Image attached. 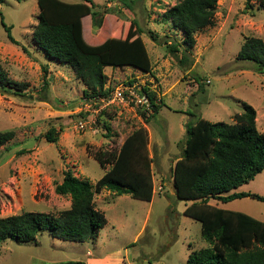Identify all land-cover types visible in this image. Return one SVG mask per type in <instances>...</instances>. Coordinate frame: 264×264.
<instances>
[{
  "label": "rangeland",
  "instance_id": "rangeland-1",
  "mask_svg": "<svg viewBox=\"0 0 264 264\" xmlns=\"http://www.w3.org/2000/svg\"><path fill=\"white\" fill-rule=\"evenodd\" d=\"M92 1L102 24L95 28L91 17H84V40L100 44L122 21L135 19L151 61V69L144 72L129 66L104 67V87L113 91L128 82H140L145 95L154 93L157 113L145 122L140 112L148 116L152 110L146 113L135 105L114 102L99 110L100 103L84 97L90 90L76 78L72 67L50 58L34 44L31 33L37 23L36 0L0 3L4 22L11 26L16 41L8 39L0 24V64L10 79L27 84L22 96L0 93V131L15 133L0 148V217L22 211L60 215L70 206L69 196L55 192L63 172L70 169L93 185L109 167L103 168L95 153L118 150L139 126L147 131L148 155L153 157V197L147 202L102 190L94 202L104 213L106 224L95 238L64 241L44 230L29 242L1 243L0 264L65 260L186 264L191 250L207 244L199 223L183 215L185 202L176 197L173 188V163L182 151L185 124L197 116L230 123L245 103L256 111L257 128L264 133V74L255 71L254 63L237 59L246 38L264 40L262 0H218L213 24L195 32V44L187 49L185 61H180L184 44L177 51L169 50L172 43H182L183 33L162 18L179 0ZM45 80L48 84L41 91ZM80 122L86 126L81 128ZM51 127L57 130L55 142L44 137ZM238 191L264 195V171ZM210 203L264 221V202L251 197L226 203L212 199Z\"/></svg>",
  "mask_w": 264,
  "mask_h": 264
},
{
  "label": "trees",
  "instance_id": "trees-1",
  "mask_svg": "<svg viewBox=\"0 0 264 264\" xmlns=\"http://www.w3.org/2000/svg\"><path fill=\"white\" fill-rule=\"evenodd\" d=\"M4 1L0 0V3ZM217 2L179 0L163 12V20L184 35L182 43L174 42L169 46L170 51H177L180 44L185 45L180 61L187 59V49L194 46L195 32L213 24ZM36 3L37 23L31 33L34 44L50 58L72 67L76 78L90 90V93L84 92L89 101L108 96L112 91L104 87L107 80L104 67L129 66L143 72L151 69L137 20L122 21L100 44H90L82 36V19L90 16L95 28L102 24L92 0H36ZM260 6L264 14V0ZM0 24L8 39L15 43L11 26L4 22L1 11ZM151 37L155 39V35L151 34ZM237 59L254 63L255 71L264 74V40L246 38ZM47 84L45 80L41 91ZM26 87V83L10 79L0 64V93L22 96ZM147 95L152 112L148 116L140 112L145 122L158 110L153 102L154 93ZM184 129L182 151L171 171L173 188L176 197L185 202L183 215L199 223L200 235L207 244L191 250L186 264H264V221L210 203L212 199L226 203L243 197L264 202V195L238 191L240 186L264 171V133L257 128L256 111L244 103L242 112L235 114L230 123L210 122L197 116L188 121ZM14 135L12 130L0 131V148ZM57 136L54 127L44 135L48 142H55ZM147 144V131L139 126L125 137L118 150H98L95 160L103 168L109 167L93 185L75 176L70 169L65 170L55 192L69 196L70 206L58 216L22 211L0 217V244L8 240L29 242L44 230L64 241L81 242L95 238L98 229L106 224L104 213L94 202V196L102 190L115 196L128 194L133 199L150 202L154 193L153 157L148 155ZM49 264L86 263L65 260Z\"/></svg>",
  "mask_w": 264,
  "mask_h": 264
},
{
  "label": "built area",
  "instance_id": "built-area-1",
  "mask_svg": "<svg viewBox=\"0 0 264 264\" xmlns=\"http://www.w3.org/2000/svg\"><path fill=\"white\" fill-rule=\"evenodd\" d=\"M141 84L142 83L137 81H133L131 84H123L116 87L108 96H98L93 98V101L94 103H100L98 106L99 110L106 108L114 102H118L126 105H135L143 109V111L148 112L152 110V107L148 97H146L147 95H145L144 86ZM79 125L81 128L86 126V124L82 122H80ZM158 189H161V187Z\"/></svg>",
  "mask_w": 264,
  "mask_h": 264
},
{
  "label": "crops",
  "instance_id": "crops-1",
  "mask_svg": "<svg viewBox=\"0 0 264 264\" xmlns=\"http://www.w3.org/2000/svg\"><path fill=\"white\" fill-rule=\"evenodd\" d=\"M181 127H182V125H181ZM183 128V127H182ZM176 161V160H175ZM175 161H174V163H175ZM174 163H173V165H174Z\"/></svg>",
  "mask_w": 264,
  "mask_h": 264
}]
</instances>
